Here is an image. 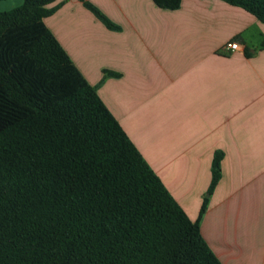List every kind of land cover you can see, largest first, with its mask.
<instances>
[{"label":"crops","instance_id":"0c3cea01","mask_svg":"<svg viewBox=\"0 0 264 264\" xmlns=\"http://www.w3.org/2000/svg\"><path fill=\"white\" fill-rule=\"evenodd\" d=\"M85 2L118 30L78 0L45 27L190 221L222 154L201 236L221 264H264V24L220 0Z\"/></svg>","mask_w":264,"mask_h":264},{"label":"trees","instance_id":"16d2710c","mask_svg":"<svg viewBox=\"0 0 264 264\" xmlns=\"http://www.w3.org/2000/svg\"><path fill=\"white\" fill-rule=\"evenodd\" d=\"M56 1L0 11V264H221L199 220L222 154L190 221L45 27ZM220 1L264 24V0Z\"/></svg>","mask_w":264,"mask_h":264},{"label":"built area","instance_id":"2783aa9c","mask_svg":"<svg viewBox=\"0 0 264 264\" xmlns=\"http://www.w3.org/2000/svg\"><path fill=\"white\" fill-rule=\"evenodd\" d=\"M238 49V45L236 43H228L225 47V51L233 52Z\"/></svg>","mask_w":264,"mask_h":264},{"label":"rangeland","instance_id":"374dc122","mask_svg":"<svg viewBox=\"0 0 264 264\" xmlns=\"http://www.w3.org/2000/svg\"><path fill=\"white\" fill-rule=\"evenodd\" d=\"M9 3L11 4L10 6H14V5L12 4L11 0H9ZM103 79H106V78H103ZM205 196H206V194H205Z\"/></svg>","mask_w":264,"mask_h":264}]
</instances>
